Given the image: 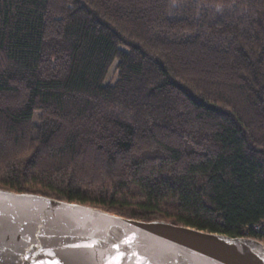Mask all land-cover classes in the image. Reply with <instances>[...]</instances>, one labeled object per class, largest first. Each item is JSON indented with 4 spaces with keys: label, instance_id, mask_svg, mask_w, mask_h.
<instances>
[{
    "label": "trees",
    "instance_id": "1",
    "mask_svg": "<svg viewBox=\"0 0 264 264\" xmlns=\"http://www.w3.org/2000/svg\"><path fill=\"white\" fill-rule=\"evenodd\" d=\"M0 188L260 240L264 0H0Z\"/></svg>",
    "mask_w": 264,
    "mask_h": 264
},
{
    "label": "water",
    "instance_id": "2",
    "mask_svg": "<svg viewBox=\"0 0 264 264\" xmlns=\"http://www.w3.org/2000/svg\"><path fill=\"white\" fill-rule=\"evenodd\" d=\"M0 264H264V245L0 188Z\"/></svg>",
    "mask_w": 264,
    "mask_h": 264
},
{
    "label": "built area",
    "instance_id": "3",
    "mask_svg": "<svg viewBox=\"0 0 264 264\" xmlns=\"http://www.w3.org/2000/svg\"><path fill=\"white\" fill-rule=\"evenodd\" d=\"M250 230L260 235V240L258 241H260L264 245V242H262L264 241V219L260 222L252 223L251 225L246 226L245 231L248 232Z\"/></svg>",
    "mask_w": 264,
    "mask_h": 264
},
{
    "label": "rangeland",
    "instance_id": "4",
    "mask_svg": "<svg viewBox=\"0 0 264 264\" xmlns=\"http://www.w3.org/2000/svg\"><path fill=\"white\" fill-rule=\"evenodd\" d=\"M262 242H264V241H262Z\"/></svg>",
    "mask_w": 264,
    "mask_h": 264
}]
</instances>
